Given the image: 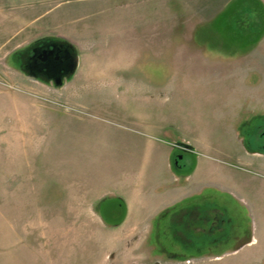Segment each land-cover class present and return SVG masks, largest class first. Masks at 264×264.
<instances>
[{"label":"rangeland","instance_id":"1","mask_svg":"<svg viewBox=\"0 0 264 264\" xmlns=\"http://www.w3.org/2000/svg\"><path fill=\"white\" fill-rule=\"evenodd\" d=\"M129 2L132 11L120 6ZM4 6L0 0V86L14 92L0 95V110L5 101L10 108L7 134L15 130L19 117L28 121V133L0 137V149L12 152L0 154L10 163L4 170L0 161V264H182L187 259L163 257L190 258L195 250L186 242L197 237L195 224L184 222L181 233L159 218L151 234L155 250H146L149 232L130 225L137 218L123 224L124 203L104 196L136 177L164 178L170 146V163L182 173V182L197 161L200 178L211 163L230 164L236 170V194L208 187L194 197H216L202 207L217 209L213 216L218 228L209 252L237 247L253 233L250 199L263 192L264 174L253 166L248 169L242 157L250 149L264 150V56L237 62L204 58L198 52L190 56L194 42L182 43V33H194L195 26L188 25L185 12L182 15V0L43 2L36 9L22 8L23 16ZM254 13L240 14L244 33L255 30L250 27ZM59 30L79 44L77 70L60 86L48 83L43 90H27L53 104L57 113L32 111L21 101L16 107L14 98L25 97L20 77L38 82L22 70L18 56L46 37L65 40ZM248 42L242 43L248 45L243 50L263 53L264 39L260 44ZM236 63L251 86L245 113H260L243 122L230 115L228 98H221L227 88L194 84L204 65ZM238 94L233 99L236 111ZM69 98L84 106L70 105ZM56 100L57 105L52 103ZM183 142L193 151L184 150ZM180 151L183 157L177 160ZM16 169L25 184L19 185V177L8 179L6 172ZM189 211L182 212V222L195 218ZM205 236L200 238L203 247L211 241ZM201 264L233 261L205 258Z\"/></svg>","mask_w":264,"mask_h":264},{"label":"crops","instance_id":"2","mask_svg":"<svg viewBox=\"0 0 264 264\" xmlns=\"http://www.w3.org/2000/svg\"><path fill=\"white\" fill-rule=\"evenodd\" d=\"M59 1L63 0H1L2 4L4 3L5 5L4 7H8L7 11L10 9V7L15 10L18 9L20 11V16L26 14L23 13V11L21 12L22 8H25V6H34L33 8L36 9V5L42 4L43 2L51 3ZM131 5H133V3L130 2L124 3L123 5L120 4V6H123L124 8H131L132 11L133 8ZM167 8L170 9L169 7ZM245 10L256 11V13L252 15L253 18L251 19L252 23L250 26L256 28L254 31L250 29L249 32L244 33L240 14L242 16L243 11ZM232 11L235 12L232 13ZM184 12L187 16L186 21L188 25L191 23V25L195 26L194 33H182V43L194 42L195 55L191 54L190 52V56H197L196 53L198 52L200 53L199 55L203 56L204 58H217L220 62L225 60L237 62L238 60H249L250 58L255 59L264 56V51L261 53V51L258 49H255L253 52L243 50L244 47H247L248 45L242 44L245 41H249L248 43L258 42L259 44L261 41H263L264 0H182V15ZM184 26L187 25L184 23ZM262 30L263 33L261 32ZM59 31L61 35L64 36V39L67 42H70L75 50H78L77 46L79 44L77 43L76 39L68 33H65L61 30ZM199 70L201 73L196 78V81L199 79V82H195L194 84L204 86L216 85L228 89L225 91L226 95H221V98L225 96L228 98L226 103L230 102L231 104V116H239L238 121L243 122L244 119L249 118L250 115L260 114L259 112L255 114L245 113L246 110H244V108L245 105H247L246 100L250 94L251 86L246 83L243 77L240 76L243 73V68L240 64L237 65L236 63L234 66L204 65V67L200 68ZM20 78V82L18 83L22 86L20 90L25 92V97L24 101L14 98L13 102L16 107L18 101H21L24 103V106H30L32 111L34 109V111L38 109L43 113H57L51 108L53 104L46 103L45 100H42L39 97L30 96L27 93V90H35L34 88H40V90H43L46 84L52 83L51 81L44 78H34V80L38 81L36 83L35 81H27L26 79L22 80V77ZM246 89L248 94L245 92ZM6 92L10 95L14 91L0 86V95L3 96V94ZM235 92L239 93L236 97V102L239 104V109L237 111L235 109V104L233 106ZM17 94L18 93H14L13 96H16ZM58 102V100L52 101V103L56 105ZM67 102L70 105L84 106V103L82 104V102H78L77 99L73 98L67 99ZM4 104H1L3 105V109L0 110V113H2L1 115H4L2 118H0V137L7 138L6 135L19 136L21 133H28V128L26 126L28 121L19 117L18 125L14 126L15 130L7 134V127L5 124V120H7L6 108H8V110L10 108L9 105L7 107V105ZM253 106H257V104ZM252 112H254V110H252ZM223 115L224 114L222 113V116ZM232 121L234 122V118ZM236 134L239 139H242L239 129L238 133ZM172 150L173 147L170 146L168 169L164 178L161 177L156 181L153 178H145V176L143 178L136 177L133 180L131 179L123 182V184L119 185L117 191L110 193L108 191L104 192V196H109L110 199H114L115 203H120V205L124 203L123 205H125L124 210L126 211V215L123 224H129L131 221L129 218H137V220L134 223L132 222L130 225L133 224L135 227L139 228L140 231L143 232L147 230V232L150 233L152 228V219L164 211H171L175 209L180 203H182V212L190 209V206L193 204H197L199 207L204 203H208V206L213 203L216 197L210 196L203 199L194 198L196 195L202 193L205 188L214 187L217 189L228 190L236 194L237 183L234 181L236 170L230 164H208L209 166L206 172L204 175H202V178H200V167L197 161L193 172L188 175V177H186V181L182 182V173L174 171L170 163V154ZM6 152H9L7 155L12 153L10 150L0 149V154H4ZM246 152L247 155L242 157L243 162L246 163L245 165H247L246 167L250 170L255 167L262 174H264V150L255 151L250 149ZM2 156H0V161L3 159V163L1 165L3 166L4 170H7V168L10 169V163H7L8 158L4 157V159ZM256 160L262 161L257 162ZM17 170L19 169H16L13 172H6V175L8 176V179L19 177V185H23L25 184L23 180V173L18 172V174H16ZM262 181L261 191L263 192H261L257 197L254 196V199H250V209L252 211V216L254 217L253 223L255 224L253 233L249 236H246L243 239V243L239 246L231 248L230 250L222 253L220 252L213 254L212 252H209V250L213 248L212 246H214V241L212 240L211 236L218 226L213 230H209L207 223L204 222L207 226H203L205 225L203 222H195L194 232L197 233V237H195L193 241L191 239L188 240L186 243L193 244V248L196 250L199 249L200 251H206V254H201L198 257H194V259L182 261V264H201L205 258L215 260L227 258L232 260L233 264H264V179H262ZM20 192H22V190ZM119 198H121L123 202L120 201ZM195 210V219H201V210L199 208H195ZM206 210L207 214L215 219L213 216V211L217 209L210 207V209L207 208ZM255 217L260 219L258 223ZM215 221L217 222L216 219ZM257 225L259 228H256ZM202 234L206 235V238H211L210 244L206 242L207 244L204 247L200 241ZM204 248H207L208 250H203ZM144 249L151 250V246L149 245L148 241L144 242Z\"/></svg>","mask_w":264,"mask_h":264},{"label":"flooded vegetation","instance_id":"3","mask_svg":"<svg viewBox=\"0 0 264 264\" xmlns=\"http://www.w3.org/2000/svg\"><path fill=\"white\" fill-rule=\"evenodd\" d=\"M54 42H57V43H62L64 46H68L70 48V51L72 53H74L73 51V48L70 47L68 45V42L63 40V39H60L58 37H46L44 38L43 40H41L39 43L35 44L34 46H32L31 48H29L28 50L24 51L23 52V55H20L18 56V61L20 62L19 65L20 67L22 68V70L26 73H28L30 70L28 68H26V65L31 61V57L33 56L34 54V48L36 46H41L43 44H46V43H54ZM20 59V60H19ZM38 78H44V79H48L49 81H51L53 84H55L54 80L53 79H49L45 74L43 73H39L38 74ZM67 76H64V79H66ZM188 143H181V145H183V149L184 150H189V151H193V148L191 149V146H187ZM190 145V144H189ZM181 149H182V146H181ZM183 157V154H182V151H180L178 153V156H177V160L178 159H182ZM175 165H177L176 163H174ZM182 167V166H181ZM204 205L201 204L199 207L197 204H193L192 206H190V214H194L193 216L195 217V214H196V210L195 208H199L201 210V219H195V218H192V217H188L187 219H185V221L182 222V203H180L175 209L171 210V211H164L162 213H160L159 215H157L156 217H154V219H152V228H151V231L149 233V245L151 246V249L155 250V246H154V243H152V239H151V234H152V231H153V224H157L158 223V219L159 218H164L165 222L167 223V225L170 227H174L176 228V230H180L181 233H182V224L185 222V225H188L190 223L191 224H195V222L197 223H207L208 224V228L209 230H213L214 228H216L218 226V222L215 221L214 218H212L209 214H207V208L205 210H203V207ZM188 223V224H186ZM180 237L182 239V234H180ZM191 248V247H190ZM195 251L193 252V254H190L188 255L190 258H187L186 254H169L168 257L164 258L163 259H167V260H174V261H182V259H194V257H198L200 256L201 254H206V251H200L199 249L196 250L194 249Z\"/></svg>","mask_w":264,"mask_h":264},{"label":"water","instance_id":"4","mask_svg":"<svg viewBox=\"0 0 264 264\" xmlns=\"http://www.w3.org/2000/svg\"><path fill=\"white\" fill-rule=\"evenodd\" d=\"M68 45L73 48L74 53L68 46L57 42L36 46L31 61L26 65V68L30 70L28 75L38 78V74L43 73L49 79H53L55 85H62L64 76L70 77L79 65V57L75 48L70 42ZM187 146L191 145L187 144Z\"/></svg>","mask_w":264,"mask_h":264},{"label":"trees","instance_id":"5","mask_svg":"<svg viewBox=\"0 0 264 264\" xmlns=\"http://www.w3.org/2000/svg\"><path fill=\"white\" fill-rule=\"evenodd\" d=\"M175 169L177 168V165H175V167H174ZM180 172V171H179Z\"/></svg>","mask_w":264,"mask_h":264}]
</instances>
